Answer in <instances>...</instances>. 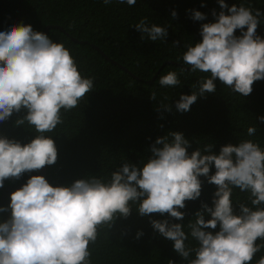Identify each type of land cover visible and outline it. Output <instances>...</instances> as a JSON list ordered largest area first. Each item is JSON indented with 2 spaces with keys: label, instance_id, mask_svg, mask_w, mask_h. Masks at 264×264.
Segmentation results:
<instances>
[{
  "label": "clouds",
  "instance_id": "obj_1",
  "mask_svg": "<svg viewBox=\"0 0 264 264\" xmlns=\"http://www.w3.org/2000/svg\"><path fill=\"white\" fill-rule=\"evenodd\" d=\"M113 2L103 0L105 5ZM115 2L137 4V0ZM217 3L221 11L213 9L215 22L201 25V42L186 46L182 61L187 67L159 78L161 87L171 88L181 86L179 75L186 71L210 74L194 85L190 95H180L177 112H188L198 97L214 94L216 80L243 97L252 93L254 82L264 80V38L257 34L264 12L243 4L229 7L226 0ZM189 11L194 21L206 19L198 10ZM171 15L176 18V11ZM133 26L142 39L166 43L168 28L149 24L148 17ZM173 44L178 46L179 41ZM94 80L81 73L70 49L30 24L0 31V122L25 109L27 114L15 124L27 122L37 133L23 145L0 136V188L5 180H20L25 173L57 162L55 141L45 134L64 123L63 114L93 91ZM150 99L156 100L155 92ZM172 108L161 102L156 110L172 112ZM259 119L264 122V116ZM256 132V126L247 129L250 137ZM190 147L182 132L169 131L150 146L146 162L125 161L107 181L93 175L54 187L44 176L32 175L11 193L8 207H0V213L11 209L10 217L0 222V264H92L91 246L100 230L111 228L117 218H128L133 204L141 217L167 214L183 221L186 202L201 196L200 177L216 186L212 206L201 204L187 233L185 225L169 219H151L154 232L173 242L174 251L188 264H252L264 248V243H257L264 242V148L250 139L224 145L218 154L212 144L189 154ZM234 189L249 194L251 206L237 203L239 214L233 208ZM218 226V231H209ZM143 234L138 231L136 238ZM190 237L195 247L186 243ZM256 264H264V256Z\"/></svg>",
  "mask_w": 264,
  "mask_h": 264
},
{
  "label": "trees",
  "instance_id": "obj_2",
  "mask_svg": "<svg viewBox=\"0 0 264 264\" xmlns=\"http://www.w3.org/2000/svg\"><path fill=\"white\" fill-rule=\"evenodd\" d=\"M226 3L229 7L243 4L264 12V0H226ZM193 9L204 13L206 19H191L189 10ZM213 9L217 13L221 11L217 0H137L132 7L115 0L110 5H105L103 0H0V31L20 23L30 24L34 31L40 32L48 25H59L61 28L49 27L46 34L70 49L83 75L95 78L93 91L76 108L63 114L62 125L45 134L51 136L58 150L57 162L44 167L52 186H68L76 179L93 175L107 181L125 161L146 162L151 155L150 146L169 131L184 134L191 144L189 154L206 144L214 145L213 152L218 154L224 145H238L249 139L264 148V122L259 119L264 116V80L254 82L253 91L247 97L216 80V92L198 97L185 113L176 111V101L181 94L190 95L196 90L194 85L210 74L189 70L179 75L181 86L159 85L160 76L169 71L179 74L181 67H187L182 61L186 46L201 42V25L215 22ZM173 10L176 18H172ZM143 17H148L149 24L168 28L166 43L141 38L142 34L133 25ZM235 34L241 35L239 30ZM257 34L264 38V18ZM176 41H179L178 46L173 44ZM153 92L155 101L150 99ZM161 102L172 105V112H158L156 109ZM26 114V110L21 109L0 122V136L22 145L30 143L37 135L34 128L27 122L21 126L15 124ZM250 126L257 127L255 136L247 135ZM214 172L213 167L210 174ZM27 175L25 173L20 180H5L0 194L7 187L22 183ZM200 179L201 196L186 202L185 209H181L186 213L183 221L167 214L141 217L136 211L138 205L133 204L128 218H117L111 228L100 230L95 245L91 246L92 264H188L174 251L173 242L154 232L150 220L169 219L170 223H181L187 233V224L194 219V213L201 210L202 203L212 206L216 191L214 184H208L204 177ZM248 196L239 189L233 190L236 214H239L237 203L251 206ZM205 219L210 217L205 216ZM218 230L219 226L209 229ZM138 231L144 233L139 239L136 238ZM186 243L196 246L191 237ZM257 243L264 242L258 240ZM261 256H264V248L256 254L252 264Z\"/></svg>",
  "mask_w": 264,
  "mask_h": 264
},
{
  "label": "flooded vegetation",
  "instance_id": "obj_3",
  "mask_svg": "<svg viewBox=\"0 0 264 264\" xmlns=\"http://www.w3.org/2000/svg\"><path fill=\"white\" fill-rule=\"evenodd\" d=\"M38 172H40L42 174V176H45L44 174V171L41 169L39 170ZM37 171H33L31 173H28L26 179L22 182V183H26L27 180L32 176V175H36ZM47 179V178H46ZM22 183H19V184H22ZM22 187V186H20ZM20 187H17V184L14 185V186H11V187H7L1 194H0V207H4V208H7L8 205L10 204V196H11V193L16 191L18 188ZM11 215V209L9 208L7 212H3V213H0V222H4L6 221Z\"/></svg>",
  "mask_w": 264,
  "mask_h": 264
},
{
  "label": "water",
  "instance_id": "obj_4",
  "mask_svg": "<svg viewBox=\"0 0 264 264\" xmlns=\"http://www.w3.org/2000/svg\"><path fill=\"white\" fill-rule=\"evenodd\" d=\"M53 26H54V27H59V28H61V26H59V25H52V26H51V25H48V27H45L41 32H44V33L46 34V33L48 32V28H49V27H53ZM95 48H96V49H99V48L96 47V46H95ZM106 58H107V57H106Z\"/></svg>",
  "mask_w": 264,
  "mask_h": 264
},
{
  "label": "rangeland",
  "instance_id": "obj_5",
  "mask_svg": "<svg viewBox=\"0 0 264 264\" xmlns=\"http://www.w3.org/2000/svg\"><path fill=\"white\" fill-rule=\"evenodd\" d=\"M44 171V168L42 169ZM36 175H42L40 172L37 171ZM25 183L17 184V187L23 186Z\"/></svg>",
  "mask_w": 264,
  "mask_h": 264
}]
</instances>
